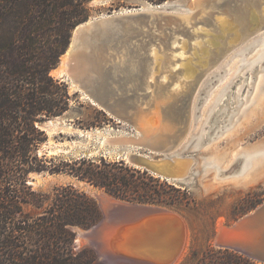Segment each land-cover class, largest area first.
<instances>
[{
    "label": "rangeland",
    "instance_id": "rangeland-1",
    "mask_svg": "<svg viewBox=\"0 0 264 264\" xmlns=\"http://www.w3.org/2000/svg\"><path fill=\"white\" fill-rule=\"evenodd\" d=\"M263 3L264 0H206L202 6L196 8L195 0H90L86 4L90 9L88 20L115 17L126 13L160 10L178 14H192L191 20L196 25L195 27L191 25L193 27L185 29L183 25L176 22L164 21L158 27H153V32L155 30L154 33L160 34L163 39L160 35H155L153 43H150L152 46H149H151L152 51L159 50L163 55L161 63L166 69L158 70L155 77L143 78L142 84L137 87L138 89H135V92H127L126 95H117L113 91L108 92L112 87L116 88L117 85L107 73L109 69L111 70L109 66L114 55L125 56L133 41L144 42L150 38L149 36L145 37V30H149V27L146 28L144 23L133 22L129 26L118 22L113 26L105 27L101 32H97L94 38L92 37L88 41L87 46L83 48L86 59L81 68L82 81L80 83H83L82 87L78 84H75L77 87L73 86L71 84L72 79L68 75L58 77L52 74L53 70L61 67V59L67 53L72 43L74 29L79 24L72 31L66 52L62 54L58 64L51 70V74L55 78L67 83L71 103L69 110L63 115L43 121L41 128L46 131L48 139L39 147V154H47L49 157L55 156L57 163L61 160L69 161L81 157L98 161L101 158L113 162L123 160L126 166L142 171L146 169L131 163L127 157L129 153L133 152L146 154L147 150L116 142L115 139L139 136L141 131L128 119L134 116L135 112L143 110L148 104L152 108L157 104L164 105L171 97L170 93L175 77L164 79V75L169 69L167 66H170L168 65V63L170 64L169 59H173L169 58V55H172L174 50L166 43L167 36L177 32L176 36L179 40L184 37L190 39L187 32L199 31L204 33L202 30L196 29L214 26L215 22H213V17H210V13H214V16L221 14L225 16V19L231 20L242 11L240 12L241 18L238 17L235 21L237 26L232 27V32L237 31L239 33L238 40L235 43L232 42V37L235 36L232 34L231 38L224 39L223 43L219 42L217 45L220 46L215 50L216 55L210 58L211 60L203 58L205 60L204 69H200L196 79L197 86L194 89L192 101L193 104L196 102L198 106L196 109H192V122L189 131L179 147L180 155L194 160L192 170L196 172L189 178L180 181L166 179L148 170L155 179L138 173H128L134 174L133 178L143 187L141 188L142 191L150 189L151 192L159 190L161 193L178 194L168 187V185H172L171 187L188 191L191 200L174 206L159 203H138L118 198L109 194L104 188L95 187L89 182L79 180L67 173L32 172L29 175V182L33 188L42 192H50L53 195L56 186L71 183L94 196L100 204L103 214L107 212L104 209L106 207L102 205L95 194L100 191L117 201L159 206L175 211L185 220L187 231L183 250L174 264H200V259L208 248L224 249L217 246L214 241L215 233L220 224L231 223L235 218L253 210L252 205L257 204L258 206L264 202V64L255 70L252 69L256 63L260 62L261 64L264 61ZM159 5L162 8L157 9ZM203 6L209 10L206 9L205 11ZM201 10L202 13L200 14ZM254 11L257 14L256 18L252 16ZM241 24H247L248 27ZM148 35L153 36L151 31L148 32ZM258 37H262V41L258 40ZM255 39L257 41L252 47L247 48V45ZM171 42L174 43V39ZM177 52L175 51V53ZM57 66L59 67L57 68ZM162 71L165 72L162 73ZM247 71L249 73L245 75ZM245 77H247L246 80ZM248 82L250 84L242 92L244 85ZM233 84L238 92L229 94V98L221 105V110L218 112L227 111V107L230 106V99L234 100L233 107L236 108L229 107L224 131L219 132L221 124L216 126L213 123L210 133L212 137L205 146H198L197 139L193 134L203 131V127L207 126V123L205 122L201 128L202 121L211 118V108L215 107V111L219 107ZM163 87L164 91L162 90ZM94 92L106 98L107 105H101L95 99ZM240 93H242V101L237 100V95ZM203 106L205 109L210 106V110H206L201 115ZM49 121L54 122V124L49 125ZM218 132L219 135L213 138ZM160 156L162 155L152 154V157ZM51 203L52 198L45 200L42 207L24 204L23 214H18L14 221L20 219L35 221ZM71 229L73 231L71 248L74 254L77 255L86 248H93L96 252V259L93 264H152L149 259L140 257L130 250L105 247L99 250L91 245L89 238L78 237V231H84L87 228L74 225ZM64 239H69V236H64ZM56 246L59 247L60 244H56ZM0 251L4 252L5 249H0ZM8 251L10 252V249H7L3 254L0 253V256L4 255L0 258L3 260L1 264H17L18 261L13 259ZM101 253L106 256L100 257Z\"/></svg>",
    "mask_w": 264,
    "mask_h": 264
},
{
    "label": "trees",
    "instance_id": "trees-1",
    "mask_svg": "<svg viewBox=\"0 0 264 264\" xmlns=\"http://www.w3.org/2000/svg\"><path fill=\"white\" fill-rule=\"evenodd\" d=\"M89 1L0 0V249H5L0 253L10 249L17 264H93V248L74 254L71 227L89 228L104 215L94 196L71 183L56 186L53 195L34 189L29 183L32 172L67 173L138 203L174 206L191 200L188 191L172 185L168 187L178 194L142 191L133 173L155 177L147 170L126 166L123 160L81 157L57 163V157L39 154V147L48 139L39 123L70 108L67 83L55 78L51 70L66 52L73 29L88 20ZM49 198L51 205L35 221H14L23 214L24 204L42 207ZM67 235L68 241L64 239ZM200 264L264 262L234 250L210 247Z\"/></svg>",
    "mask_w": 264,
    "mask_h": 264
},
{
    "label": "water",
    "instance_id": "water-1",
    "mask_svg": "<svg viewBox=\"0 0 264 264\" xmlns=\"http://www.w3.org/2000/svg\"><path fill=\"white\" fill-rule=\"evenodd\" d=\"M181 15V13L178 14L169 11L156 10L126 13L115 17L111 16L108 18L97 19L78 29V38L75 46V52L77 53H75V55L82 57V53L85 54L83 48L87 46L88 41L92 37L94 38V35H96L97 32H101V30L105 27L113 26L118 22H122L129 26L132 25L133 22H139L141 24L144 23L146 28L149 27V30H145V37L149 36L150 38L144 42L133 41L130 44L129 49H127L126 55L120 56V60L116 58L117 55H114L109 66L111 70L109 69V72L107 73V75L110 76V79H112V81L117 85L116 88L112 87L110 90H108V92L113 91V93L117 95H126V93L130 91L135 92V89H138L137 87L142 84L143 78L148 76V78L155 77L158 71L156 64V51H152V44L150 43H153V37L155 35L160 34L154 33L155 30L153 32V27H158L164 21L176 22L179 24V18ZM183 26L185 29H188L187 25ZM149 31L152 32L153 36L148 35ZM195 32L202 33L199 31H193L190 33L187 32V34L192 35L195 34ZM176 35L177 32L171 33L167 36L166 43L169 46L171 43H173L171 42L172 39H174V41L179 40ZM161 37L163 39V36ZM257 39L262 41L263 38L258 37ZM256 41L257 40L255 39L250 44H248L247 48L252 47ZM174 47L177 46H172V48ZM263 64L264 61L261 64L260 62L256 63L252 69L255 70L257 67H260V65ZM58 67L59 66H57V68ZM76 68V65L74 66L73 63L70 64L69 75L73 77L78 83H80L81 78H79L76 75V72H74ZM162 73L164 72L162 71ZM248 73L249 71H247L245 75ZM152 74H154V76ZM172 76L173 75H170L169 78L173 79ZM196 79L191 85L189 91H186L182 94L171 95L169 100H167L164 105L157 104L158 109L156 111L159 113L162 125L165 126L163 129L152 130L153 127L148 122V120L144 121L142 119V113L146 114L149 112L148 114L150 115L151 109L155 110L156 106L152 108L150 104H148L144 110L141 109L140 111L135 112L134 116H131L130 119H128L130 123H133V125H135L139 131H141L142 136L141 134L139 136H129V142L121 143L125 145L137 146L147 150L146 154L135 152L131 153L129 155V161L131 163L135 164L136 166H141L146 170L169 180L187 179L196 172L195 170H192L194 160L179 154V147L187 135L192 122V109H196L198 106L196 102L193 104L192 101L194 94L193 92L197 86ZM246 79L247 77H245V80ZM249 84L250 83L248 82L244 85L242 92H244L247 85ZM235 91L236 93L238 92V90H235V85L233 84L231 85L230 90L226 93V98L223 99L222 103L219 104V107L215 111V107H212L210 110L209 106L208 109L210 110L211 118H206L207 126L204 127L203 131L193 134V136H195L197 139L198 146H205L212 137L210 136V133L213 123H215L216 126L221 124L219 132L221 130L224 131L225 123L227 121V114L229 113L230 109L229 107L233 109L236 108L235 106L233 107L234 100L230 99V106L227 107V111L220 113L218 112L221 110V105L224 104L229 98V94L235 93ZM94 94L97 101L101 102L103 105H107L106 102L108 101H106V98H103L95 92ZM241 94L242 93L237 95V100L239 101H242ZM146 109L148 110L146 111ZM208 109H205L203 106V109L201 108V115H203V113ZM222 114L224 115L222 116ZM220 117L221 119H219ZM42 123L43 122L39 123L40 127ZM204 123L205 122H202L201 128ZM147 130L150 132H147ZM219 132L213 138H216L219 135ZM152 154L162 156L152 157ZM181 158L187 159V165H182ZM106 211L107 212L104 213L103 218L99 222L85 229L84 231L79 230L78 237L89 238L91 245L101 250V248L104 249V244L101 242L102 239H99V237H104V234L109 229V227H112L114 224H126L133 222L134 227H132V229L146 228V231L149 229L150 232L153 233V237L151 239L149 236H144L146 243H164L160 249L157 251H152V256H160L166 260L169 257L172 258L174 254L177 255L183 248V241L185 239L184 226L186 222L183 217H181V215L171 209L138 203H128V205H126L124 208L117 209L114 207ZM155 234H157V237H155ZM155 238L158 240H155ZM214 241L215 244L221 248L234 250L248 256L249 258L264 262V202L233 222L219 226L215 233ZM104 256L106 255H102V253L100 254V257L103 258ZM148 257L149 256L146 255V258Z\"/></svg>",
    "mask_w": 264,
    "mask_h": 264
},
{
    "label": "bare ground",
    "instance_id": "bare-ground-1",
    "mask_svg": "<svg viewBox=\"0 0 264 264\" xmlns=\"http://www.w3.org/2000/svg\"><path fill=\"white\" fill-rule=\"evenodd\" d=\"M205 1L206 0H195L196 8H199L200 6H202V3ZM261 2H263V1H261ZM207 4H208V2H207ZM205 7H207V6H205ZM159 8H162L161 5H159V7L157 9H159ZM210 8L212 9V7H210ZM206 9L209 10L208 8H205V11H206ZM202 10L200 12L199 11L198 12L201 14ZM240 12H242V11H240ZM240 12L238 13V15L234 19L232 18L231 20L225 19V16H222L221 14L214 16V13L209 12L210 17L211 18L213 17V20H214L213 22H215L213 27H207L205 25H204L205 27H198L196 30H202L204 33L195 32V34H192V35L190 34L188 36V37H190V39H186L184 37L181 40L175 41V44L174 43L170 44L171 47H172V45L177 46V47L172 48L174 50V53L172 55H169V58H173V59H169L170 64L168 63V65H170V66H167V67H169V69L166 70L167 72L164 75V79L169 78L170 75H173L172 76L173 78L175 77L174 83L172 84L173 88H172L171 93H170L171 95L182 94V93L190 90L191 85L194 83L195 79L198 77V74L201 71L200 69H202V70L204 69L203 67L205 64V60H203V58H209V59L213 58L216 55L215 50L220 46V45L219 46L217 45L219 42L223 43L226 39H228L230 36H232V34H234L235 36L232 37L231 41L235 43L238 40L239 33L237 31L232 32V27L237 26L235 24V21H237L238 17L241 18ZM251 12H252V10H251ZM251 12H250V14H251ZM258 13H259V11H258ZM261 13H262V11H261ZM181 14L182 15L179 18V24L187 25L188 28L196 26L195 22L193 23V21L191 20L192 14H184V13H181ZM250 14L248 15L249 17H250ZM262 15H263V13H262ZM252 16L256 18L257 14L255 11H254ZM249 17H244V18H249ZM201 18H202V16H201ZM97 19H90V20H87L85 22H82L74 29L72 43H71L69 49L67 50V53H65L63 55V58L61 59L62 60L61 67L59 69L52 71L53 75H56L58 77L59 76H65V75L70 76L69 75L70 64L73 63L74 66L76 65V67H77L74 70V72H76V75L82 79L81 68H82V64L85 62L86 56L84 53H82V55H81L82 57H78L75 55V53H77V52H75V46H76L77 38H78L77 33H78V29H80L84 25L89 24L92 21H95ZM261 20H262V18H261ZM246 21L248 22V20H246ZM258 21H260V20H258ZM255 23H253V24H255ZM208 24H209V22H208ZM191 25H193V26H191ZM241 25H247V24H241ZM247 27H248V25H247ZM255 27H257V26H255ZM211 34H213V35H211ZM155 51H156V64H157L158 70H160V69L165 70L166 69V68L164 69L165 66L163 67V65L161 63L163 55L159 52V50H155ZM175 51H178V52L175 53ZM120 56L121 55H117L116 58L119 59ZM163 72H165V71H163ZM152 75L154 76V74H152ZM71 79H72L71 84L73 86L77 87L76 85L78 84V85H81V87H82V85H83L82 82L79 84L73 77H71ZM167 82H169V81H167ZM163 89H164V87L162 88V90ZM162 90H160V91H162ZM161 96H162V94H161ZM162 99H164V98H162ZM99 103H101V102H99ZM101 105H103V104L101 103ZM158 105H156L155 110L151 109L150 115L148 114L149 112H147L146 114L140 113L142 119L144 121L148 120V122L152 125V127H153L152 130H160V129H163L165 127L162 125L158 111H156L158 109L157 108ZM202 122H206V119H204ZM51 124H54V122L49 121V125H51ZM147 132H150V131L147 130ZM130 137H132V136H130ZM129 140H130L129 137H120V138L115 139V141L119 142V143L129 142ZM129 155H130V153L128 154V157H127L128 160H130ZM181 163L184 166L187 165V159L181 158ZM173 180L174 181H180L183 179H173ZM95 194L100 199L102 205L104 207H106V208H104L106 210H108L110 208H114V207L117 209H121V208L126 207V205H128V203H126V202H123V201L121 202V201L115 200L113 197H111L110 195L106 194L103 191L96 192ZM221 225H222V223L220 224V226ZM132 227H134L133 222L126 223V224H123V223L114 224L112 227H109V229L104 234V237L103 236L99 237V239H102L101 242H103V244H104L103 247L108 248V249L112 248V249H120V250H125V251L130 250V251H132V253L137 254L140 257H145V258H146V255H148L149 257L147 259L153 260V261H150V262H152V264H174L178 260L180 254H181L180 252H182L183 248L178 253L179 255L177 254L178 256L174 254L172 258L169 257L166 260H165V258H161L160 256L154 257V256H152V251H157L158 249H160L162 247V245L164 243H162V242H159V243L156 242L153 244L146 243L144 240V236H149L151 239L153 237V233H151L149 229L146 231L145 230L146 228L145 229H143V228L142 229H132ZM184 227H185V239H186V231H187L186 230V224ZM155 237H157V234H155ZM79 238H81V237H79ZM185 239L183 241V244H185ZM155 240H158V239L155 238ZM183 247H184V245H183Z\"/></svg>",
    "mask_w": 264,
    "mask_h": 264
}]
</instances>
